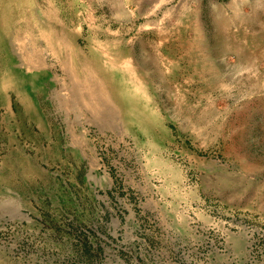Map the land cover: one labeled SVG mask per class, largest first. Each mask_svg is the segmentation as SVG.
<instances>
[{
	"label": "rangeland",
	"instance_id": "374dc122",
	"mask_svg": "<svg viewBox=\"0 0 264 264\" xmlns=\"http://www.w3.org/2000/svg\"><path fill=\"white\" fill-rule=\"evenodd\" d=\"M0 264H264V0H0Z\"/></svg>",
	"mask_w": 264,
	"mask_h": 264
},
{
	"label": "crops",
	"instance_id": "0c3cea01",
	"mask_svg": "<svg viewBox=\"0 0 264 264\" xmlns=\"http://www.w3.org/2000/svg\"><path fill=\"white\" fill-rule=\"evenodd\" d=\"M188 11H185L184 14H180L179 17L175 19V22L178 23L179 27L183 30L184 34L187 37L189 42V50L187 60V55L185 53L186 50H181L179 54L183 53L184 57H186L183 61L188 62V68L186 74V84H193L199 82L200 84L206 86L208 85V76L209 73L207 71L206 65L209 63V59L214 61L215 53L222 54L220 56H224L226 53L224 50H209L207 49V28L202 20L201 10L192 8L189 6ZM221 28H224V25L221 24ZM177 29V27H176ZM180 30V29H179ZM203 44V45H202ZM173 52L176 54L175 49H169V52ZM208 55V56H207ZM232 55L234 53L232 52ZM176 58V57H175ZM208 60V61H207ZM171 63V61L168 60ZM156 70V69H155Z\"/></svg>",
	"mask_w": 264,
	"mask_h": 264
},
{
	"label": "bare ground",
	"instance_id": "6f19581e",
	"mask_svg": "<svg viewBox=\"0 0 264 264\" xmlns=\"http://www.w3.org/2000/svg\"><path fill=\"white\" fill-rule=\"evenodd\" d=\"M117 1V0H116ZM25 2V1H24ZM24 5V4H23ZM243 12V11H242ZM22 15H24V13L22 14ZM31 15V14H30ZM243 15V14H242ZM28 16V15H27ZM35 19V18H34ZM33 19V20H34ZM26 20V19H25ZM234 20V19H233ZM235 21V20H234ZM19 22V21H18ZM26 22V21H25ZM32 22V21H31ZM35 22H36V20H35ZM30 25V24H29ZM217 33V32H216ZM212 35V34H211ZM212 42V41H211ZM13 43V42H12ZM211 44V43H210ZM203 45V44H202ZM208 56V55H207ZM17 59V58H16ZM19 61V60H18ZM208 61V60H207ZM86 64V63H85ZM210 65V64H209ZM15 66V65H14ZM31 66V65H30ZM90 66V65H89ZM211 67V66H210ZM105 68V67H104ZM103 69V68H102ZM105 70H106V68H105ZM216 70V69H215ZM26 71V70H25ZM217 72V71H216ZM96 73V72H95ZM218 73V72H217ZM223 76V75H222ZM101 76H99V78H100ZM101 81V80H100ZM232 101V100H231ZM144 102H146V101H144ZM148 103V102H147ZM148 105V104H147ZM149 108V107H148ZM148 110V109H147ZM219 111V110H218ZM220 112V111H219ZM218 114V113H217ZM223 114H224V111H223ZM227 114V113H226ZM147 115H148V113H147ZM222 116H225V115H222ZM214 117V116H213ZM217 117V116H216ZM215 117V118H216ZM150 118V117H149ZM220 118V117H219ZM226 122V121H225ZM222 124V123H221ZM228 124V123H227ZM223 126V125H222ZM216 127H218V126H216Z\"/></svg>",
	"mask_w": 264,
	"mask_h": 264
}]
</instances>
